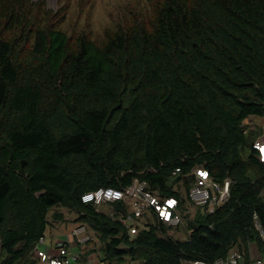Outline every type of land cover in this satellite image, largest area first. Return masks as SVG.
Returning a JSON list of instances; mask_svg holds the SVG:
<instances>
[{
    "label": "trees",
    "instance_id": "16d2710c",
    "mask_svg": "<svg viewBox=\"0 0 264 264\" xmlns=\"http://www.w3.org/2000/svg\"><path fill=\"white\" fill-rule=\"evenodd\" d=\"M24 8L0 0V264H31L54 206L96 234L102 264H213L235 247L244 264L264 262L260 134L242 127L264 118V0H151L149 17L107 29L100 43L52 25L24 29ZM15 26L20 37H5ZM198 165L231 178L230 196L198 211L186 239L153 212L130 234L116 218L126 204L106 213L81 201L138 179L185 213L190 180L170 177Z\"/></svg>",
    "mask_w": 264,
    "mask_h": 264
},
{
    "label": "built area",
    "instance_id": "2783aa9c",
    "mask_svg": "<svg viewBox=\"0 0 264 264\" xmlns=\"http://www.w3.org/2000/svg\"><path fill=\"white\" fill-rule=\"evenodd\" d=\"M254 115L247 118L250 123L243 122L244 130H255L256 122L252 121ZM253 149L261 162H264V135H259L252 142ZM189 178L190 186L188 188V205L185 213L182 212L180 200L176 196H165L158 191L148 187L145 180L135 179L125 188H116L111 186H100L95 189L84 192L81 195V201L85 204L91 203L95 207L107 205L114 202H122L128 206L125 215H118L130 234H135L140 230L141 219L145 218L147 213H154L157 222L167 226L168 234L178 239H186L188 237L187 226L189 220H192L197 213H212L218 206L223 204L230 196L231 178L226 177L221 181L214 179L209 170L201 165L192 167L190 172H182L180 168L172 171L170 181L171 184L177 176ZM181 181V180H180ZM182 182H180L181 184ZM175 186V182L173 183ZM199 211V212H198ZM185 214H188L185 216ZM256 214L254 218L256 219ZM256 228L260 231L264 240V230L256 219ZM71 236L74 238V245L68 240H59L53 251L43 249L41 237L35 250L45 264H97L91 258H86L85 262H81L85 257L84 250L86 244L97 240L96 237L88 232L84 223L76 224L71 230ZM243 252L237 247L233 248L225 258L217 259L213 264H239ZM98 258L100 254L98 253ZM250 264H264L261 259H254Z\"/></svg>",
    "mask_w": 264,
    "mask_h": 264
},
{
    "label": "rangeland",
    "instance_id": "374dc122",
    "mask_svg": "<svg viewBox=\"0 0 264 264\" xmlns=\"http://www.w3.org/2000/svg\"><path fill=\"white\" fill-rule=\"evenodd\" d=\"M151 10V0H25V8L19 14L25 22L24 29L52 25L66 32L72 39L83 32L92 40L100 43L107 29H113L119 24L131 23L136 18L145 20L151 15ZM4 20L2 18L1 25ZM21 30L22 27L20 26L10 27L3 30V34L7 38H19ZM252 121L257 124L255 130H258L260 135H264V118L255 117ZM244 122L250 123L251 121L245 118ZM107 208L108 206H104L103 209L106 210ZM55 213H61L63 220L59 218L57 220L54 216ZM76 217L77 214L74 211L54 206L47 214L49 221L45 233L47 244L50 246L54 231L71 234L72 228L77 224L75 222ZM92 234L97 240L86 244L87 247H91V249L86 250V255L90 250L93 251V247L96 251L101 252L100 248L98 249L100 246L98 237L95 233ZM71 240L73 241L74 238L72 237ZM52 247L51 245L50 248L47 247L46 249L54 252ZM100 255L103 257V254L100 253ZM28 261L31 264H45L35 249L28 255ZM186 263L188 262L184 261L182 264ZM239 264H244L243 257H241Z\"/></svg>",
    "mask_w": 264,
    "mask_h": 264
},
{
    "label": "crops",
    "instance_id": "0c3cea01",
    "mask_svg": "<svg viewBox=\"0 0 264 264\" xmlns=\"http://www.w3.org/2000/svg\"><path fill=\"white\" fill-rule=\"evenodd\" d=\"M105 206H107V205H105ZM106 211V213H108L107 212V209L105 210ZM85 224V223H84ZM86 226H87V224H86ZM87 229L89 230V228H88V226H87ZM54 230V229H53ZM45 233H46V231H45ZM69 232H60V233H56L55 231H54V235H53V237H52V240H51V242H50V246L47 244V242H46V237H45V234H44V242H42V248L43 249H46L47 247H51V245L53 246L51 249L53 250V248L56 246V244H57V242L59 241V240H68L70 243H72L73 245H74V240L72 241L71 240V238H72V236H71V234H68ZM90 234H92V232L90 231L89 232ZM64 234V235H63ZM93 235V234H92ZM86 247H87V245H86ZM88 249H91V247H87V248H85L84 250H88ZM46 250H48L49 251V249H46ZM91 251V250H90ZM87 252V255L85 254V257L86 258H88V259H92V260H94L97 264H102V263H100V258H101V256H100V258H98L97 257V254H96V252H94V253H92V252ZM81 262H83V260H81ZM188 263H186V264H196V263H194V262H192V261H187ZM197 264H201V263H197Z\"/></svg>",
    "mask_w": 264,
    "mask_h": 264
}]
</instances>
